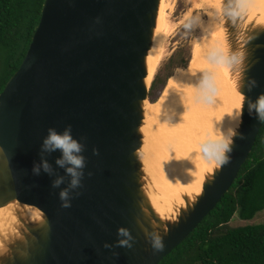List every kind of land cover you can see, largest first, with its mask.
Segmentation results:
<instances>
[{"label": "water", "instance_id": "95a60500", "mask_svg": "<svg viewBox=\"0 0 264 264\" xmlns=\"http://www.w3.org/2000/svg\"><path fill=\"white\" fill-rule=\"evenodd\" d=\"M161 0H46L40 24L18 72L0 95V208L13 201L37 208L46 224L29 230L24 253L9 264H160L184 243L228 194L252 153L263 122L243 123L230 151L203 195L167 233L153 228L144 207L140 128L145 84ZM229 12L235 0L226 2ZM227 12V11H226ZM251 66L243 94H264V32L250 42ZM258 85L248 91L249 82ZM71 125L85 146L83 187L63 208L59 193L71 177L56 164L61 152L44 156L53 174H33L49 128ZM98 153V154H97ZM60 188H53L57 177ZM151 218L158 224L152 208ZM126 231L128 236L121 234ZM162 233L164 248L149 235ZM129 236L131 240H129ZM128 241L131 247L122 244ZM107 246V247H106ZM21 256H25L22 258Z\"/></svg>", "mask_w": 264, "mask_h": 264}, {"label": "bare ground", "instance_id": "6f19581e", "mask_svg": "<svg viewBox=\"0 0 264 264\" xmlns=\"http://www.w3.org/2000/svg\"><path fill=\"white\" fill-rule=\"evenodd\" d=\"M235 1L234 9L229 12L223 0H208L210 21L203 31L206 38L204 46L195 51L188 69L170 78L173 82L168 81V94L163 96L162 102H158L160 98L152 105H148V101L142 103L140 134L146 139L150 134L157 137L164 162L160 167L165 175L162 187L167 186L168 197L154 198L159 206L154 213L162 223H156L149 210H144L157 232L162 230L166 234L167 225H177L183 215L176 210L182 205L186 207V213L191 210L203 195L204 186L220 170L221 165L217 166L209 160L203 149L215 152L221 139L231 140V147L240 130L235 115L243 114L246 100L243 89L246 72L252 64L251 39L264 32V0ZM224 13L226 17L221 20ZM160 51L157 32L154 31L151 49L146 57L145 84L148 87L161 62ZM233 56L239 59L238 65L229 63ZM206 88L208 95L204 93ZM202 112L208 117L199 120L197 117ZM155 122L161 124L162 129L157 128ZM207 128L211 131V138H208L210 134L206 133ZM230 131L233 133L231 137L228 135ZM179 193L185 197L184 201L181 196L178 197ZM26 223L40 229L46 224V216L37 208L18 201L0 208L1 256L7 255L6 250L3 252L2 249H9L12 241L17 238L21 239L20 242L25 241L23 232L28 228L25 227ZM22 227L25 228L20 229Z\"/></svg>", "mask_w": 264, "mask_h": 264}, {"label": "trees", "instance_id": "16d2710c", "mask_svg": "<svg viewBox=\"0 0 264 264\" xmlns=\"http://www.w3.org/2000/svg\"><path fill=\"white\" fill-rule=\"evenodd\" d=\"M46 0H0V95L18 72L40 24ZM184 62L177 69H187ZM176 68V67H175ZM174 61L155 77L150 105L165 91ZM264 211V122L256 145L228 194L189 238L160 264H264V224L235 227Z\"/></svg>", "mask_w": 264, "mask_h": 264}, {"label": "rangeland", "instance_id": "374dc122", "mask_svg": "<svg viewBox=\"0 0 264 264\" xmlns=\"http://www.w3.org/2000/svg\"><path fill=\"white\" fill-rule=\"evenodd\" d=\"M207 2L208 0H161L158 19H157V25L155 28V31L157 32L160 50H161L160 51L161 52V62L155 74L156 76L159 74V72L163 68H165L169 64L171 60L174 61L173 76H175L177 73H180L181 70H184V69H177L181 63H184L187 61L189 62L188 68L190 67L193 54L195 53L197 49L204 46L206 42V38L205 36H203L204 35L203 31H204V27L205 26L207 27L209 25L208 22L210 21L209 10H207ZM222 3L226 4V0H223ZM223 17L224 18L226 17L225 13L222 16L221 20H223ZM199 18H201L200 19L201 21H199ZM199 22H202V23H199ZM200 25H202L203 27H200ZM207 89L208 88H206L204 92L205 95H208ZM148 105L150 104L148 103ZM236 116L237 115H235V117ZM201 117H203L204 119V118H207L208 116L205 112H202L197 118L200 120L202 119ZM155 126L157 128L160 127V129H162L161 124L159 125L158 122H155ZM209 128H211V126ZM206 133L210 134L211 131H209V129L207 128ZM209 137L211 138V134L210 136H208V138ZM159 148L160 146H159L157 137L150 134L148 139H146L145 136L143 137L142 148L137 152L139 160L141 161V164H142V183H143L142 185H143V192L145 194V197L148 200L147 207L152 208L153 211L154 210L156 211L157 208H159L157 202L154 201V198L160 197L163 199L167 196V186L166 188L165 186L162 187V183L164 181L165 175L163 174L164 173L162 171L163 169H161L163 166L162 164L164 162L162 161V154ZM154 153H157V154H154ZM213 179H214V176L212 177V180ZM180 196L181 194L179 193L178 197ZM181 197L183 198V201H184L185 197L184 196H181ZM188 197H191V196H188ZM192 201H195V200L192 199L191 202ZM145 207H144V210H148V208L147 207L145 208ZM185 208L186 207L182 205V208L176 211L177 213L180 212L182 213L181 215H184L186 213ZM258 224H264V211L259 213L252 221L244 222L240 220L238 216H236V218L234 219V222L232 223V225L235 227L258 225ZM26 225L27 226L25 227H28V228H26L27 230L25 229L23 232V234H25V237H23L25 241L20 242L19 240L21 239L19 238H17V240L13 239L14 241L11 242L9 249L3 248L2 249L3 252H5L6 250L7 255L6 256L0 255V259H1L0 264H9L11 261H13L15 256H18L24 253V250L26 251L29 240L33 239L32 234L29 232V230L38 229V227L36 228L31 227L29 223H26ZM25 227H22L20 229H23Z\"/></svg>", "mask_w": 264, "mask_h": 264}, {"label": "clouds", "instance_id": "9594fccd", "mask_svg": "<svg viewBox=\"0 0 264 264\" xmlns=\"http://www.w3.org/2000/svg\"><path fill=\"white\" fill-rule=\"evenodd\" d=\"M230 64H239L240 61L236 56H233ZM195 75V73H193ZM173 81L170 80V83ZM255 81L249 82L248 91L251 92L253 88L257 87ZM168 94V88L165 87V92L162 94L161 101H163V96ZM245 103H247V112L250 117L257 119L261 122H264V94H261L256 100H252L250 97L246 98ZM185 114V113H184ZM182 115V119L183 116ZM243 114L242 112L236 116V119L239 120L237 127L239 128L242 123ZM230 137L233 135L232 131L228 134ZM231 140L221 139L218 142L217 150L215 152H210L207 148H204L203 151L207 154L209 160H211L217 166L222 165L227 162V156L225 155L229 152ZM85 150L84 144L79 140L73 137V130L71 125L67 126L63 132L57 131L55 128H49L47 136L43 139L40 153L41 159L38 163H35L32 169L34 175L39 176L41 172L47 173L49 175L53 174L52 166L49 164L48 160L45 158L44 154H51L56 151L61 152V157L56 160V164L60 168H64L68 176L71 177L69 186L64 188L60 193V199L62 201L63 208L71 207V193L81 187H83L82 180L84 178V169L86 168V158L83 155ZM0 152H3V149H0ZM98 154V153H97ZM64 177H57L53 183V188H60L64 184ZM122 235L128 236L126 231L121 232ZM150 242L153 248L157 251H162L164 244L162 237L158 233H152L149 235ZM129 240L131 237L129 236ZM122 244L131 247V244L128 241H122ZM107 247V246H106Z\"/></svg>", "mask_w": 264, "mask_h": 264}]
</instances>
